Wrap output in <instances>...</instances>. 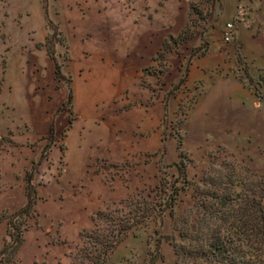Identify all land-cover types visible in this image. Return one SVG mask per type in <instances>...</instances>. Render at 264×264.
<instances>
[{"label": "rangeland", "instance_id": "rangeland-1", "mask_svg": "<svg viewBox=\"0 0 264 264\" xmlns=\"http://www.w3.org/2000/svg\"><path fill=\"white\" fill-rule=\"evenodd\" d=\"M226 2L0 0V210L28 180L47 199L64 154L72 174L78 156L87 166L82 178H71L81 183L75 199L54 209L37 202L28 222L36 233L12 264H71L94 213L136 194L176 198V217L189 214L201 194L251 193L250 183L262 181L264 70H251L247 58L256 45L264 59V0H247L260 13L249 41L237 40L240 22L234 8L223 12ZM43 22L48 34L39 41ZM228 22L235 30L225 43ZM217 46L224 54L212 60V73L237 78L245 104L224 99L220 113L189 118L200 93L199 82L188 83L190 59L210 60L205 54ZM115 186L125 193L93 211ZM174 219L166 211L160 224L125 236L108 264H173L172 246L159 236L173 233ZM63 250L69 259H51Z\"/></svg>", "mask_w": 264, "mask_h": 264}, {"label": "trees", "instance_id": "trees-1", "mask_svg": "<svg viewBox=\"0 0 264 264\" xmlns=\"http://www.w3.org/2000/svg\"><path fill=\"white\" fill-rule=\"evenodd\" d=\"M204 1L209 4L211 0ZM2 140L0 137V144ZM261 175L264 177V170ZM250 184L251 193L234 195L229 188L201 194L193 199L189 214L176 217L177 199L171 196L154 201L136 194L111 203L94 213L91 228L80 233V252L71 264H108V257L125 236L151 223L160 224L166 211L175 218L173 233L160 235L159 240L163 238L172 246L173 264H264V178ZM25 196L24 206L0 215V221L6 222L0 264H12L16 259L34 214L36 192L29 180ZM159 230L154 233L160 234Z\"/></svg>", "mask_w": 264, "mask_h": 264}, {"label": "crops", "instance_id": "crops-1", "mask_svg": "<svg viewBox=\"0 0 264 264\" xmlns=\"http://www.w3.org/2000/svg\"><path fill=\"white\" fill-rule=\"evenodd\" d=\"M241 1L242 2L240 3V0L239 1L238 0H227L226 4H224L223 6V12L226 13L225 12L226 9L231 10L234 8V10L236 11L235 16L236 17L238 16V22H240L239 23L240 27L237 30L238 31L237 40L242 41V40L247 39V41H249V39H251L252 37L251 36L252 30L255 29L256 27V22H255L256 18L259 17L260 13H259V9L255 7L254 3H252L251 5L247 3V0H241ZM263 16H264V12H263ZM242 29H249L250 35H244L241 32ZM47 34H48V28L46 27L45 22H43L42 31L41 33H39V35H37L36 39L39 41H44ZM247 36H250V37L248 38ZM214 39L211 42V44L217 45L218 42ZM160 41L155 46V49L153 51H150V52L148 51L149 58H148V61L144 64V66H146L147 64H150V60L152 56H155L156 55L155 53H157V51H160V44H161ZM252 47L254 48L253 54H252V50L248 51L249 54L251 55L250 57L247 58L248 66L250 67L251 70L252 69L253 70H264V59H262L263 55H261L259 52L255 50L256 45H252ZM222 54H224V52L220 50L219 47L217 46V47L209 48L207 54H205V55H212L213 58L210 60H207L206 58L201 59L200 57H197V56L196 57L194 56L192 57V59H190L189 67H188V76H187L188 83L193 84L194 82H199L200 83V90H199L200 93H198L199 95L196 99V102L194 103V105L189 111V115H188L189 118H193L195 117V115H197L198 118L200 117V118L206 119L208 113H211L213 111L220 113L222 109L221 106L224 103V99H227L230 102L232 100V102H234L235 104H239V105L245 104L244 99H243V97L245 96V90L243 89L240 81L237 78H235L231 74L216 75L212 73V69H211L212 60H214V58L215 60H217L216 57H220ZM213 65L215 64L213 63ZM206 68H209V69H206ZM241 96H242L243 101H241ZM54 104H58V102L55 100ZM69 125H70V122H69ZM69 128L70 127H68V129ZM62 159L64 162V169L59 179L60 181L62 180V183H59V180H58L56 184L53 185L54 189L53 190L51 189L50 192L47 194V199H44L42 196L37 194L34 208H36L37 202L44 201V202H47V204H50V202H52L51 207L52 209H54L55 207H59V205L61 204L63 205L66 200L76 198L78 194V187L81 183L79 182L80 183L79 184L76 180L72 181L71 178L72 177L82 178L84 167L86 169L87 166L83 165L82 157L78 156L76 159L77 162L75 161L76 163H78V168H77L78 172L76 174H72L68 169L69 164L67 162V158L65 154ZM113 182L114 184H116L118 181L113 179L112 184ZM111 191L112 192H110L108 195L102 196L99 198L97 204L94 206L93 211L100 208L104 202L116 200L120 197V195L125 193L123 190L122 192H120V189L118 188V186L111 188ZM70 195L71 197H69ZM7 200L8 201L1 207L0 215L4 210H9L8 208L13 206L14 204L18 205V208L25 205L26 203L25 187L22 188V192H20L18 199H14L11 197V198H8ZM35 212L37 213L36 209H35ZM31 232L36 233L35 222L33 224H29L28 229L24 233V241L18 252V256L21 250L23 249V246L25 245L27 238L31 237ZM58 233L64 238L67 237L66 229L63 228V226L58 229ZM5 239H6V223L5 221H0V250L3 246ZM59 248L63 249L62 247H59ZM56 253H54V255L51 256V259H69L68 256H66V250L65 251L63 250L61 255H58L57 251Z\"/></svg>", "mask_w": 264, "mask_h": 264}, {"label": "built area", "instance_id": "built-area-1", "mask_svg": "<svg viewBox=\"0 0 264 264\" xmlns=\"http://www.w3.org/2000/svg\"><path fill=\"white\" fill-rule=\"evenodd\" d=\"M234 30H235L234 22H228L224 25V28L222 31L223 42L228 43L231 40Z\"/></svg>", "mask_w": 264, "mask_h": 264}]
</instances>
